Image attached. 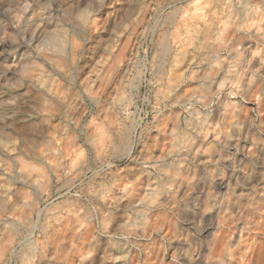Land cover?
<instances>
[{"label": "clouds", "instance_id": "9594fccd", "mask_svg": "<svg viewBox=\"0 0 264 264\" xmlns=\"http://www.w3.org/2000/svg\"><path fill=\"white\" fill-rule=\"evenodd\" d=\"M0 264H264V0H0Z\"/></svg>", "mask_w": 264, "mask_h": 264}]
</instances>
